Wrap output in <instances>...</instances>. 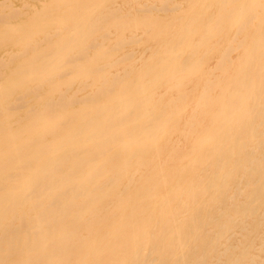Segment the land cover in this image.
I'll list each match as a JSON object with an SVG mask.
<instances>
[{"label":"bare ground","instance_id":"bare-ground-1","mask_svg":"<svg viewBox=\"0 0 264 264\" xmlns=\"http://www.w3.org/2000/svg\"><path fill=\"white\" fill-rule=\"evenodd\" d=\"M0 264H264V0H0Z\"/></svg>","mask_w":264,"mask_h":264}]
</instances>
